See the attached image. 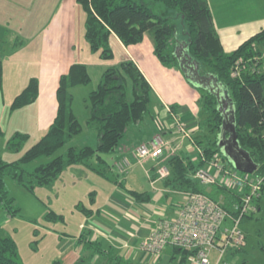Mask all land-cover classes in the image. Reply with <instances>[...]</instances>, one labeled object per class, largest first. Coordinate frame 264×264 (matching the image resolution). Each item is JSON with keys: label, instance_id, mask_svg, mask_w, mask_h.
<instances>
[{"label": "trees", "instance_id": "trees-1", "mask_svg": "<svg viewBox=\"0 0 264 264\" xmlns=\"http://www.w3.org/2000/svg\"><path fill=\"white\" fill-rule=\"evenodd\" d=\"M77 1L85 11V41L90 51L98 53L100 58L113 57L109 42L111 34H115L125 46L137 44L143 40L145 34H149L153 41V54L158 61L166 67H179L174 54L178 27L179 36L186 41L187 53L199 66V73L213 75L226 90L234 108L238 144L257 164L253 174L263 177L260 195L255 199L256 211L245 214L241 219L240 226L245 235V242L229 250L227 254L229 259L231 257L234 259L238 252H244L247 247L248 230L242 225L253 219L258 220L257 214L264 212V70L262 69L264 28L227 52L223 49L215 30L207 0H151L152 4L162 3L170 11L167 16L156 14L150 3L144 0ZM22 44L21 41L15 42L11 51ZM236 66L239 68V73L233 75ZM90 80L85 64L72 63L68 71L59 77L56 88V112L46 133L27 148L19 158L12 161L0 159V205L7 215H15L18 208L14 207V199L5 189V177H10L16 184L35 195L40 187L51 185L67 167L73 165H84L101 176L108 177L109 173V176H114V183L131 198L137 202L149 201L150 195L147 191L125 189L124 174L121 177L114 175L110 169L113 163L109 164L104 157L106 154H114V158L123 155L116 151L122 146L129 125L143 122L152 101L151 86L131 60L107 67L97 86L87 94L86 101L90 114L86 120V126L97 135L95 147L68 146L64 152L52 157L82 129L73 112V94L70 90L74 86L87 85ZM1 81L2 61L0 59V87ZM201 92L197 101L199 130L194 136H189V140L191 145H194L195 153L196 146L202 149L205 159L203 160L197 153L195 159L173 153L165 160L170 174L161 180L165 187H170L174 191L203 193L214 200L221 198L223 207L232 214H236L232 211V204L239 197L237 192L220 183L204 186L192 177L198 168L205 167L212 159L220 160V156L222 157L220 162L235 169L229 161L225 162L226 157L222 155L217 144L223 117L217 109L216 97L204 88H201ZM37 95L38 80L33 77L14 97L11 109L33 102ZM130 95L131 98H129ZM1 131L0 128V134H2ZM28 138V133L16 131L6 141L5 149L18 151ZM40 157H46L49 160L38 164L32 171L25 169L26 163ZM114 167L113 165L112 170ZM146 169L148 170L147 178L152 184L155 179H158L157 174L153 169L152 174L155 176L152 178L151 169ZM79 210L86 211L83 205ZM51 214L53 217H63L52 212ZM48 216L52 217L50 213ZM79 241L86 247H93L98 253L103 254L105 262L102 264H130L120 257L106 254L97 241H84L82 236ZM167 247L172 249L169 262L171 264H186L188 256L193 253L191 250L178 246L167 245L165 248ZM258 247L262 252L264 243L259 241ZM17 253V245L13 238L0 233V264H21ZM246 263L247 259L239 261V264Z\"/></svg>", "mask_w": 264, "mask_h": 264}, {"label": "crops", "instance_id": "crops-1", "mask_svg": "<svg viewBox=\"0 0 264 264\" xmlns=\"http://www.w3.org/2000/svg\"><path fill=\"white\" fill-rule=\"evenodd\" d=\"M207 2L215 30L225 51L235 49L250 35L264 28V0ZM84 22L85 11L77 0H0L1 130L25 132L29 138H33L32 142L38 140L46 133L54 118L59 77L68 71L72 63L85 64L90 78L94 74L92 87L87 90L89 92L97 86L107 67L131 60L151 86L152 102L158 110L151 116L152 125H144L145 139L159 131L175 148V153L195 159L194 145H191L189 138L178 135L165 109L166 105L172 107L176 119L171 120L183 124L191 131V136L198 132L199 96L192 91L185 77H182L181 70L178 67L167 68L158 61L153 54V43L149 34H145L141 42L129 46L123 45L115 34H111L109 42L113 57L102 59L98 53L90 51L85 41ZM17 41L23 44L11 51ZM262 55L264 56V49ZM262 69L264 70V60ZM33 77L38 80L36 99L12 110L14 97ZM79 89V85L71 88L73 97ZM139 142L123 143L116 152L130 157ZM15 159L16 157L12 160ZM144 164L147 166L145 169H151L152 174L153 160L148 159ZM78 167L81 171L85 166ZM152 175L154 178L155 175ZM91 177L101 179L99 188L93 187L89 191L90 205L83 206L86 211H78L77 229L73 233L64 232L59 237V241L64 244L58 260L61 258L62 264L104 263L103 254L79 241L82 236L84 241H97L106 254L120 257L130 264H154L158 261L168 264L170 256L163 254L164 251L156 260L142 252L139 243L153 230L159 218L172 215L179 207L174 201L166 203L169 198L166 193L171 190L170 187H165L162 180L155 179L151 185L152 191L143 190L149 193V201L137 202L116 183L115 188L109 185L110 181L114 182V177L98 174ZM133 190L139 191L135 188ZM177 192L183 198L185 191Z\"/></svg>", "mask_w": 264, "mask_h": 264}, {"label": "rangeland", "instance_id": "rangeland-1", "mask_svg": "<svg viewBox=\"0 0 264 264\" xmlns=\"http://www.w3.org/2000/svg\"><path fill=\"white\" fill-rule=\"evenodd\" d=\"M144 1L147 3L151 2V0ZM149 5L151 6L152 10L158 15L167 16L170 14V11L167 10L162 3H150ZM177 30L178 31L176 33V36L178 39L176 40L175 48L178 46L181 47L182 43L186 44L185 39H181V37L179 36L178 27ZM178 68L181 70L180 67ZM181 72L182 77L184 76L187 82H189V84L191 85L192 91L196 92L200 97L202 93L201 88L203 87L199 86L196 83L194 77H191L192 75L185 74L183 70H181ZM93 77L94 74L92 75L91 80L87 85H79L80 91H76L75 96L73 97L72 108L74 114L81 124V131L77 135L73 136L69 142L59 148V150H57L52 155V157L64 152L68 146L81 147L84 145H89L95 147L97 143V135L95 131L90 130L86 126V120L90 114L89 107L87 106L86 101L88 94L87 90L92 87ZM131 97L132 96L130 95L129 98ZM171 108L168 105L165 106L167 115L170 117L169 121L172 124V127L176 128L178 131L179 127L182 126L185 130H187L189 136H191V131L189 129H186L183 124H180L177 120H171L172 118L175 119L173 114L176 115V113H174V110H172ZM155 112H158V110H156L155 103L151 101L148 106V112L143 121L144 123L142 122L141 124L136 125L133 123L130 124L122 143L126 144L130 142L131 144L136 143V141H140L138 143L140 144L142 142H146L156 134L162 135L161 133H158V131L157 133H154L145 139L146 132L144 125H152V122H150V120L151 116H154L156 114ZM1 132L0 159L4 161H10L15 157L16 159L19 158L27 148H29L40 139L39 138L38 140H34V142H32L33 138L30 137L24 142L23 146L18 151H8L5 149L6 141L15 133V131L7 132L6 130H4ZM177 133L178 135L182 134H179V132ZM113 155L114 154H106L104 155V157L107 159L109 164L113 163V165L115 166L118 161L122 160L121 157L123 155H118L115 158L113 157ZM130 158L133 159L132 152L130 153ZM221 158L222 157L220 156L219 161H222ZM47 160H49V158H37L31 162L26 163L25 169L27 171H32L38 164L46 162ZM147 160L148 159H146V161ZM227 161L228 160L226 158L225 162ZM144 163L143 165L134 163L133 167L124 174L123 177L125 178V189L135 188L139 191L153 190L151 186L152 184L145 173V167L147 166ZM113 165H111L110 168L112 173L114 175L117 174L121 177L123 170L119 171L116 167H114V170H112ZM91 174L94 175L95 173H93L92 170L86 167H83L80 171V167H78V165L69 166L62 172V174L55 182H53L51 185L40 187L38 191L35 192V195L31 194L23 187L16 184L10 177H5V189L8 191L9 195L13 197V205L15 208H18V210L15 215L10 216L7 215L4 208L0 205V233L4 235H10L13 238L17 245L18 260L21 264H62L61 258L58 260V255L62 251L64 243L59 241V237L64 232L73 233V231L77 229L79 220L78 211L80 209V206L83 205L89 207V191L92 190L93 187L99 188L98 185L101 182V179H92ZM111 177L113 178L114 176ZM110 182L111 183L109 185L115 188L114 182ZM166 195L167 197H169L166 200V203L168 204L174 201L177 203V205H180L185 200L184 194L182 198V194L172 189L167 192ZM173 204L174 203H172V205ZM152 207L154 208V206ZM177 210L178 208L172 215L169 216H175L177 214ZM50 211L54 214L64 217H53ZM49 213L52 217L48 216ZM257 216L259 217L258 220L253 219L244 226L242 225V227L248 230L247 247L244 252H238L233 257L234 259H232L231 256L230 259L226 256V260L229 264H239V261H241V259H247L246 264H264V250H262L261 252L258 247L259 241L264 243V212L258 213ZM230 224V221L226 220L222 224V226H230ZM257 231H259L258 234ZM163 251V254L166 253L169 256L172 253V249L170 247ZM160 254L156 256H150L156 258L157 260L158 257H160ZM154 264L162 263L158 261ZM186 264L189 263L187 262Z\"/></svg>", "mask_w": 264, "mask_h": 264}, {"label": "built area", "instance_id": "built-area-1", "mask_svg": "<svg viewBox=\"0 0 264 264\" xmlns=\"http://www.w3.org/2000/svg\"><path fill=\"white\" fill-rule=\"evenodd\" d=\"M238 73L236 66L233 75ZM173 116L175 118L176 115ZM177 132L182 133V137L190 138L182 126ZM196 151L204 160L202 149L196 146ZM173 153L175 148L162 135L156 134L134 148L133 159L124 155L115 167L125 174L134 163L143 165L146 159H152L157 178L161 180L170 174L165 159ZM145 172L148 173V170L145 169ZM192 177L201 185L220 183L237 192L239 197L232 204V211L236 214L223 207L221 198L214 200L203 193L184 192L185 200L179 205L177 214L173 217L162 216L156 228L142 239L139 248L144 253L156 256L167 245H173L193 251L187 259L189 264H228L226 256L229 250L245 242L241 219L245 214L256 211L255 199L260 195L263 177L239 173L218 159L208 161ZM226 220H230V226H222Z\"/></svg>", "mask_w": 264, "mask_h": 264}, {"label": "water", "instance_id": "water-1", "mask_svg": "<svg viewBox=\"0 0 264 264\" xmlns=\"http://www.w3.org/2000/svg\"><path fill=\"white\" fill-rule=\"evenodd\" d=\"M187 45L182 43L181 47H176L174 54L178 61V66L185 74L192 75L196 83L213 93L217 100V109L223 117L220 132L217 136V144L220 152L227 158L230 164L238 171L253 173L257 169V164L252 160L249 153L242 149L237 141L235 131L234 108L226 90L213 75H201L198 64L187 53Z\"/></svg>", "mask_w": 264, "mask_h": 264}]
</instances>
